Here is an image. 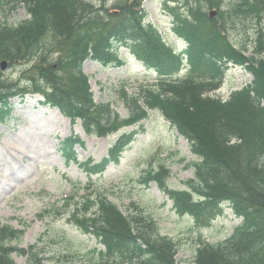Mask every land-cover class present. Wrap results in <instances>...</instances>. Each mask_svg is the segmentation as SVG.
<instances>
[{"label":"trees","instance_id":"trees-1","mask_svg":"<svg viewBox=\"0 0 264 264\" xmlns=\"http://www.w3.org/2000/svg\"><path fill=\"white\" fill-rule=\"evenodd\" d=\"M161 4L172 17L173 32L185 43L180 52L146 22L143 0H120L110 8L89 0H0V9L22 5L28 16L15 24L0 18V125L11 118L16 96L38 95L40 106L58 109L72 127L80 123L85 134L98 137L137 124L147 117V108L158 109L197 157L194 177L184 182L186 188H171L170 171L159 164L146 168L140 182H154L178 215H190L199 226L222 214L225 206L241 219L223 241L204 242L193 264H264V32L257 30L246 54L247 46L235 47L225 30L235 15L264 19V0H230L225 15L221 0ZM120 48L155 71L158 82L141 87L135 97L124 94L127 117H120L109 102H95L83 71L87 60L104 68L122 65ZM2 62L6 67L28 64L12 80L2 74ZM185 64L208 78H177ZM229 64L243 68L251 81L225 100L206 94ZM138 132H122L100 161L80 163L87 178L118 163ZM76 143L83 145L73 134L60 140L61 154L76 160ZM89 203L94 211L73 214V220L104 247L96 264H178L176 242L159 234L151 217L125 215L104 194L82 202ZM23 232L0 227V237L20 238ZM17 251L0 243V264H14ZM28 264H39V259L29 258Z\"/></svg>","mask_w":264,"mask_h":264},{"label":"rangeland","instance_id":"rangeland-1","mask_svg":"<svg viewBox=\"0 0 264 264\" xmlns=\"http://www.w3.org/2000/svg\"><path fill=\"white\" fill-rule=\"evenodd\" d=\"M89 1L110 8L120 0ZM161 2L143 0L146 22L158 29L167 44L182 51L185 43L173 32L172 17L162 9ZM229 3L230 0H221L222 14H227ZM27 17L22 5L15 10L8 9V5L0 9V18L11 24ZM231 20L225 25L228 38L237 48L247 46L246 54H250L257 30L264 32V19L235 15ZM222 22L223 18L218 17V24ZM119 56L123 61L120 66L104 68L87 60L83 71L89 75L95 102H109L120 117H127L125 95L135 97L141 87L158 86L157 74L146 69L126 48L119 49ZM27 64L1 71L5 77L17 80ZM185 76L197 80L208 78L186 64L177 78ZM251 79L243 68L229 64L217 86L206 94L227 99ZM39 99L38 95H26L22 99L16 96L12 100L11 118L0 125V227L7 225L24 230L20 238L0 237V243L27 252L12 253L14 264H28L29 258L32 262L39 259V264H96L97 253L104 247L94 236L83 232L73 220V214L94 211L90 203L82 202L86 197L94 200L99 194L106 195L125 215L141 212L151 217L159 234L176 242L178 264H193L197 249L204 242L223 241L240 223L241 219L225 206L222 214L199 226L190 215H178L154 182L149 185L140 182L146 168L159 164L169 169L171 188H186L184 182L194 177L193 162L197 157L158 109L147 108V117L137 124L98 137L85 134L80 123L72 127L69 119L56 108L40 106ZM130 130L139 132L119 162L109 164L89 180L80 163L100 161L118 136ZM72 134L83 142V145L75 144L76 160L66 158L59 148L60 140Z\"/></svg>","mask_w":264,"mask_h":264},{"label":"water","instance_id":"water-1","mask_svg":"<svg viewBox=\"0 0 264 264\" xmlns=\"http://www.w3.org/2000/svg\"><path fill=\"white\" fill-rule=\"evenodd\" d=\"M213 13H215L214 11H211L210 12V15H213ZM6 67V63L5 62H2L1 63V68L4 69Z\"/></svg>","mask_w":264,"mask_h":264}]
</instances>
